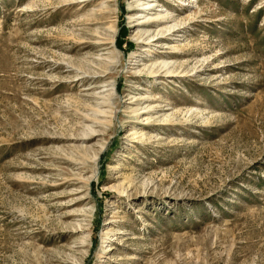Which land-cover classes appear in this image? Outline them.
Instances as JSON below:
<instances>
[{"label": "rangeland", "instance_id": "rangeland-1", "mask_svg": "<svg viewBox=\"0 0 264 264\" xmlns=\"http://www.w3.org/2000/svg\"><path fill=\"white\" fill-rule=\"evenodd\" d=\"M84 2L0 0V264H264V0Z\"/></svg>", "mask_w": 264, "mask_h": 264}, {"label": "bare ground", "instance_id": "bare-ground-1", "mask_svg": "<svg viewBox=\"0 0 264 264\" xmlns=\"http://www.w3.org/2000/svg\"><path fill=\"white\" fill-rule=\"evenodd\" d=\"M76 1V0H75ZM78 2H84L85 4L87 3V1L88 0H77ZM148 2V1H147ZM147 6V5H146ZM151 6H153V5H149V8L151 7ZM155 6V5H154ZM144 8H146L145 6H144ZM148 8V7H147ZM148 8V9H149ZM152 8V7H151ZM163 18H166V15H163V16H160V17H157V18H155V19H158V20H160V19H163ZM153 21H155L154 19H151L150 18V16H147V15H145V16H143V17H141L140 18V21H138L137 22V25H148L149 23H152ZM148 23V24H147ZM115 31V30H114ZM156 34H154L153 36L152 35H150V32H149V30H145V28L144 27H139V29H137L136 31H135V36H137V39H138V41L139 42H143V41H146V43L147 42H149L150 40H152V39H150V38H154V36H155ZM113 37H114V35H113ZM113 37H112V39H111V41H110V43L112 44V46H114V43H113ZM145 43V42H144ZM116 48V47H115ZM169 63H167V62H164V61H161L158 65L159 66H167ZM158 66V67H159ZM157 72L158 70H154V72ZM168 71H171V70H166L165 72H167L168 73ZM151 72H153V71H151ZM113 86V85H112ZM112 88V87H111Z\"/></svg>", "mask_w": 264, "mask_h": 264}]
</instances>
